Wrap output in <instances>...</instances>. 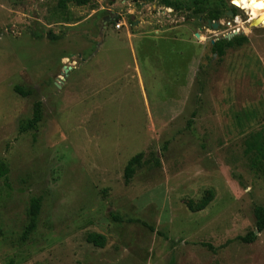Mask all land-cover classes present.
I'll list each match as a JSON object with an SVG mask.
<instances>
[{"label":"rangeland","instance_id":"obj_1","mask_svg":"<svg viewBox=\"0 0 264 264\" xmlns=\"http://www.w3.org/2000/svg\"><path fill=\"white\" fill-rule=\"evenodd\" d=\"M81 1L0 0V264H264V158L246 153L264 130L263 21L245 0ZM240 27L243 45L212 51Z\"/></svg>","mask_w":264,"mask_h":264},{"label":"trees","instance_id":"obj_2","mask_svg":"<svg viewBox=\"0 0 264 264\" xmlns=\"http://www.w3.org/2000/svg\"><path fill=\"white\" fill-rule=\"evenodd\" d=\"M163 4L166 7L171 8L172 7V2L171 0H162ZM82 3L85 1L82 0ZM232 10L235 15H238V8L235 6H232L230 9ZM204 9H202V12ZM228 12V11H227ZM219 19L218 16H214L212 20ZM247 41L246 36H235L231 40H227L223 37L220 39L216 40L213 45H212V51L217 54L219 57H223L226 54L227 49L233 48L236 46H241ZM16 90L19 93L25 94V92L20 88L16 87ZM43 118L42 114V104L40 102H37L35 104L34 108V114L33 118L31 121L25 126V129H33L35 128ZM246 153L248 155H255L254 160L257 161V159L264 158V130H260L258 132L252 133L248 139L246 140ZM143 157L142 153H138L134 157H132L126 167V179L129 181L131 177L135 173V166L141 161ZM9 170L5 163L0 162V179L5 177L8 174ZM211 201V197H208L204 199L201 202L200 208H204L209 202ZM40 210V200L35 199L30 208V222L28 226L26 227L24 234H23V240L29 239L31 234L36 230L37 228V216ZM255 217H256V226H257V231L260 233L264 230V207L262 206H257L255 208ZM240 239L243 242L246 243H251L254 242L257 239V235L255 232H250L244 237H240ZM88 241L96 246L102 247L105 245L106 242V237L102 234L98 233H91L88 236Z\"/></svg>","mask_w":264,"mask_h":264},{"label":"water","instance_id":"obj_3","mask_svg":"<svg viewBox=\"0 0 264 264\" xmlns=\"http://www.w3.org/2000/svg\"><path fill=\"white\" fill-rule=\"evenodd\" d=\"M228 16H231V17H235V13L232 11V10H229L228 13H227ZM247 18L250 19V16L247 15ZM263 17H258L257 19H253L251 22V24L253 26L255 25H258L260 21H262ZM109 20H111L110 18L108 19H105L104 20V24L105 26L107 25V23L109 22ZM220 22L218 21H211V20H208V26L213 28V29H218L219 26H220ZM244 32L243 31H238V30H235L233 32H230V33H227L225 34L224 36H222L223 38L227 39V40H231L233 37L239 35V34H243ZM215 41H213L214 43ZM65 69V72H64V75L66 76L68 74V71L71 69V67H67L65 66L64 67Z\"/></svg>","mask_w":264,"mask_h":264},{"label":"clouds","instance_id":"obj_4","mask_svg":"<svg viewBox=\"0 0 264 264\" xmlns=\"http://www.w3.org/2000/svg\"><path fill=\"white\" fill-rule=\"evenodd\" d=\"M245 8H251L252 9V16L256 17L257 16V10H256V5L255 4H249L247 0H245V3L243 5Z\"/></svg>","mask_w":264,"mask_h":264},{"label":"bare ground","instance_id":"obj_5","mask_svg":"<svg viewBox=\"0 0 264 264\" xmlns=\"http://www.w3.org/2000/svg\"><path fill=\"white\" fill-rule=\"evenodd\" d=\"M244 4V3H243ZM258 8V7H257ZM258 10V9H257ZM262 12V11H261ZM251 15H252V13H251ZM258 17H263V19H262V21H263V23H264V13H260V14H258L256 17H252L251 18V21L253 20V19H257ZM261 22V21H260ZM238 31H242V28L240 27V30H238ZM67 67H69V66H67ZM65 70V69H64Z\"/></svg>","mask_w":264,"mask_h":264},{"label":"snow or ice","instance_id":"obj_6","mask_svg":"<svg viewBox=\"0 0 264 264\" xmlns=\"http://www.w3.org/2000/svg\"><path fill=\"white\" fill-rule=\"evenodd\" d=\"M233 2L239 5L240 0H233ZM254 2H255V0H254ZM256 7H259V8L264 9V2H262V3H257V4H256Z\"/></svg>","mask_w":264,"mask_h":264}]
</instances>
